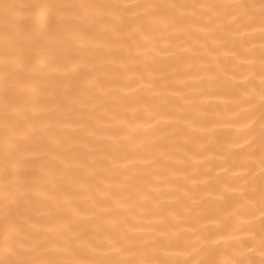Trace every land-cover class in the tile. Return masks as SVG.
<instances>
[{
    "label": "bare ground",
    "instance_id": "1",
    "mask_svg": "<svg viewBox=\"0 0 264 264\" xmlns=\"http://www.w3.org/2000/svg\"><path fill=\"white\" fill-rule=\"evenodd\" d=\"M56 2L198 5L258 4L259 0ZM181 11L188 14V19L176 28L158 26L149 34L150 43L141 36L129 37L132 29L120 32L117 42L103 33V22H90L84 37L91 44L106 46L73 49L68 56L57 53L58 60L49 62L45 69L51 72L50 77L40 81L37 74L26 81L27 86L41 82L50 85L55 98L50 97L38 105L43 109L34 120L38 131L29 141L37 152L46 155L28 157L17 164L23 178L35 185L31 188L30 205L22 207L17 218H31V223L39 225V235L22 231L16 237L17 243L31 249L38 240L55 237L60 226L71 217L66 201L81 210L78 229L87 230L90 238L106 243L105 238H111L109 232L98 236L95 227L113 216L102 214L94 207V201L99 198L98 188L110 186L128 205L120 212L125 224L118 230L134 228L137 231L129 233L132 246L127 252L103 258L179 259L198 264L206 258L203 248L209 245L218 250L216 259L220 261L236 258L234 252L239 242L247 240L246 232L239 230V222L250 219L245 211L246 198L241 193L249 186L246 182L253 176L258 179L260 173L258 138L254 144H245L254 134L247 118L250 106L245 103V89L239 87L250 81L246 90L254 89L259 93V24L242 29L245 33H252L253 28L257 30L256 34L244 37H238L233 30L201 32L198 29L215 27L208 21V10L186 8ZM137 45L141 46L140 52ZM2 46L0 41V49ZM144 48L151 50L145 53ZM249 48L257 51L245 52ZM185 49L187 51H183ZM250 60L255 62L252 67L248 65ZM73 62L82 66L81 71L70 77L72 87L64 92L62 86L68 81L63 79V74ZM88 64L95 65L91 75L83 67ZM189 64L191 68L187 67ZM55 68L60 70L52 72ZM209 76L215 78L210 80ZM91 81H96L102 90L92 87ZM2 113L0 97V115ZM44 125L49 127L44 128ZM93 131L95 135H89ZM19 135H25L23 125ZM53 138L61 143L53 145ZM58 154L73 165L70 170L64 171L59 162L46 167ZM80 164L85 166L80 167ZM3 168V132L0 130V198L5 179L15 180L14 176L6 178ZM89 173L94 174L89 176ZM82 184L85 187H81ZM144 196L149 199L143 200ZM154 202L159 203V208L154 209ZM185 207L192 211L183 213ZM169 212L183 213L180 222L170 221L167 227L170 236L183 230L192 244L153 251L151 242L165 230L155 225L161 214ZM206 235L208 240L204 244ZM197 237L200 244L196 243ZM251 247L249 244L248 248ZM101 251L109 252L107 247ZM39 252L40 249H36L32 255ZM0 258H3L2 245ZM61 258L88 257L65 255ZM244 258L259 261V248L254 253H246Z\"/></svg>",
    "mask_w": 264,
    "mask_h": 264
},
{
    "label": "snow or ice",
    "instance_id": "2",
    "mask_svg": "<svg viewBox=\"0 0 264 264\" xmlns=\"http://www.w3.org/2000/svg\"><path fill=\"white\" fill-rule=\"evenodd\" d=\"M196 8L208 10V21L215 24L214 28L204 27L198 29L201 32H216L221 30H233L238 37L254 35L257 33L255 28L252 33H245L242 29L250 28L252 25L259 24L258 38L261 43L258 49L259 55V93L246 90V81L239 87L245 89V103L249 104L247 118L251 121L250 131L254 134L251 141L245 144H254L259 140L260 152V173L259 178L255 176L246 183L249 185L241 195L246 198L245 211L250 217L247 221H240V231L247 234V240L240 241L238 248L234 252L236 258L220 261L216 259L217 249L212 246L203 248L205 259L198 264H264V0L259 3H224V4H198V5H179L167 4L159 5L154 3H129V4H93V3H61L56 0H33L29 3H14L10 0H0V80H2L3 113L0 115V130L3 132V175L7 178L14 176L15 180L5 179L2 186V217L0 222L3 228L0 229V245H2L3 258L0 264H188L187 261L179 259H116L103 258L109 254H121L127 252L132 246L129 233L137 231L134 228H125L119 231L125 220L120 218V212L128 207L127 203L118 198L110 186L102 189L98 188L99 198L94 201V207L99 209L102 214L111 213L113 218L103 221L96 225L97 235L109 232L111 238L105 241H97L90 238L87 230H79L77 221L81 218V210L72 207L71 217L67 223L60 226L57 235L51 240H38L31 248L26 249L23 244L16 242V237L22 231L36 232L39 235L38 224L31 223V218L20 220L17 218L18 211L23 207L27 208L31 203V188L35 185L23 178V173L17 164L23 159L33 156L43 158L46 153L37 152L36 146L30 143V137L38 129L34 120L43 110L38 105L48 98H55L51 86L41 83L26 85V81L33 76H37L42 81L45 77H50L51 72L45 71L49 62L58 60L59 53L68 56L73 49L85 47H101L102 44H91L84 37L83 33L88 31L87 25L90 22H103V33L114 38L118 42V34L127 29H132L128 33L129 37L141 36L144 41H150V33L158 26L165 28H176L178 24L184 23L188 19V14L181 9ZM139 10V11H136ZM171 13V14H170ZM134 26V27H133ZM179 30V29H177ZM217 43V41H213ZM141 46L137 45V52ZM151 49L144 48L147 53ZM187 51V49L183 50ZM214 51V50H212ZM212 51L209 55H212ZM254 49H245V52L253 54ZM233 55H235L233 53ZM254 61H248L250 67L254 66ZM81 65L73 62L70 69L63 74V79L68 81L62 87L64 92H68L72 84L70 77L80 73ZM87 74L91 75L95 71V65H84ZM191 68L192 65H187ZM60 69H52L58 72ZM215 77L209 76V79ZM91 86L102 90L96 81H91ZM58 87H60L58 85ZM27 88V90H26ZM258 95V100L256 99ZM27 96V99H21ZM75 103L76 101H72ZM31 106V107H30ZM126 123V122H125ZM23 125L25 135L21 137L20 126ZM258 126V127H257ZM44 128L49 127L44 125ZM249 127V126H246ZM89 135H95L90 132ZM60 140L53 138L52 144L59 145ZM54 162L63 165V170H70L73 165L61 159V154L52 157L46 167H52ZM84 167V164H80ZM114 167H119L114 164ZM94 173H89V176ZM85 187V185H81ZM159 191V190H157ZM230 191V189H226ZM187 195V194H186ZM53 200L54 197H46ZM148 200L149 197H142ZM110 205V207H104ZM159 208V203L154 202V209ZM192 209L185 207L183 213H190ZM259 213L257 216L256 213ZM181 213L169 212L167 215L161 214L155 227H164L165 230L158 234V239H153V251L158 252L161 248L182 247L192 244L180 232H173L171 236L167 230L170 221L180 222ZM91 215H95L92 212ZM233 216L236 213L232 214ZM258 222V225H257ZM117 229V231H112ZM149 231H152L150 229ZM194 234V230H193ZM208 236L204 237L203 243L206 244ZM196 243L201 240L197 237ZM213 244L216 242L213 241ZM251 244L252 247L248 248ZM107 247L109 252L104 253L101 249ZM259 248V261L248 258L246 253L251 254ZM40 249L39 253L32 255ZM243 249V250H241ZM195 250V249H194ZM85 256L83 259H63L62 256ZM45 257V258H41ZM100 257V258H98Z\"/></svg>",
    "mask_w": 264,
    "mask_h": 264
}]
</instances>
